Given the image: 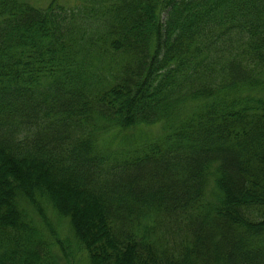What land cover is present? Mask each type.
Instances as JSON below:
<instances>
[{"label": "trees", "instance_id": "16d2710c", "mask_svg": "<svg viewBox=\"0 0 264 264\" xmlns=\"http://www.w3.org/2000/svg\"><path fill=\"white\" fill-rule=\"evenodd\" d=\"M43 206L88 264H264V0H0V264Z\"/></svg>", "mask_w": 264, "mask_h": 264}, {"label": "rangeland", "instance_id": "374dc122", "mask_svg": "<svg viewBox=\"0 0 264 264\" xmlns=\"http://www.w3.org/2000/svg\"><path fill=\"white\" fill-rule=\"evenodd\" d=\"M38 5H45L49 0H31ZM66 4H71L74 0H61ZM160 126L158 124L150 126H140L132 130L112 129L105 132L101 136V145L106 147L107 150L116 149L115 146L120 142L121 147L124 143L126 146V140L128 137H133L135 145H141L147 140H154L159 134ZM126 139V140H123ZM45 214V223L39 213L32 207H28L35 223L42 229L46 238L52 242L51 253L53 255V261L55 264H88L84 255V252L79 249L73 237L68 229V223L63 218H58L56 214L46 206H43Z\"/></svg>", "mask_w": 264, "mask_h": 264}]
</instances>
